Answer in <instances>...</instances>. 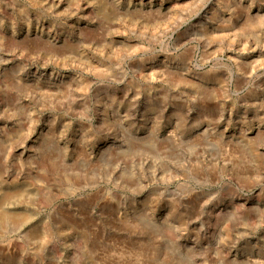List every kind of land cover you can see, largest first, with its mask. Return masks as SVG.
<instances>
[{"label": "rangeland", "instance_id": "1", "mask_svg": "<svg viewBox=\"0 0 264 264\" xmlns=\"http://www.w3.org/2000/svg\"><path fill=\"white\" fill-rule=\"evenodd\" d=\"M0 203V264H264V0H0Z\"/></svg>", "mask_w": 264, "mask_h": 264}, {"label": "bare ground", "instance_id": "2", "mask_svg": "<svg viewBox=\"0 0 264 264\" xmlns=\"http://www.w3.org/2000/svg\"><path fill=\"white\" fill-rule=\"evenodd\" d=\"M54 4V3H53ZM21 7V6H20ZM140 14V13H139ZM139 17V16H138ZM146 18V17H145ZM148 18V17H147ZM231 35V34H230ZM233 35V34H232ZM30 44H32V43H30ZM253 154H254V156L256 157L257 156V153L255 152V151H253ZM252 154V155H253ZM9 196V195H8ZM1 204V203H0ZM1 208V207H0ZM12 216V214L11 213H9V212H5V211H3V209L0 211V224L1 223H3L4 221H9L11 218H13V217H11ZM14 219V218H13ZM247 245V244H246ZM246 245H244V246H246ZM220 262V261H219ZM258 263V262H257ZM256 263V264H257ZM259 264V263H258Z\"/></svg>", "mask_w": 264, "mask_h": 264}]
</instances>
